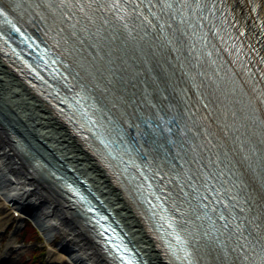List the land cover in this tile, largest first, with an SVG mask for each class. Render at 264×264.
Segmentation results:
<instances>
[{"label":"bare ground","instance_id":"obj_1","mask_svg":"<svg viewBox=\"0 0 264 264\" xmlns=\"http://www.w3.org/2000/svg\"><path fill=\"white\" fill-rule=\"evenodd\" d=\"M92 2L96 0H0L9 13L24 22L35 18V25H28L40 39L47 40L50 29L52 36L67 42L64 57L70 59L84 84L78 87L111 108L122 124H134L137 106L142 111L148 107L144 111L147 116L168 106L182 110L184 119L177 129H181L178 135L183 144L178 142L174 151L162 147L159 153H177L184 166L178 164L176 171L180 175L188 171L194 179V162L202 161V156L211 162L232 206L228 216L237 215L245 227V234L231 238L229 244L198 243V263L261 264L264 0H215L216 6L233 14L235 28L243 32L254 52L248 64L234 59L236 47L231 54H224L229 36L223 30L225 25L217 26L213 43L208 45L217 63L214 67L210 61L200 64L196 74L201 75L196 79L204 83L198 92L191 90L195 83L187 73L192 76L193 71L182 61L181 51L188 48V41L180 32L181 24L167 23L169 32L156 37L134 14H130V21L121 20L108 3ZM243 43L237 46L241 48ZM9 76L19 90L9 86ZM199 96L206 106L199 104ZM182 145L189 150L185 157ZM150 153L160 158L153 157L154 163L163 169L165 156ZM56 175L84 190L143 264H175L149 231L144 211L134 204L131 186L117 179L100 151L79 139L54 106L8 65L0 50V224L32 216L48 241L43 264H110L73 212L69 199L52 182ZM181 178L185 181V176ZM176 186L174 183L172 188ZM16 211L19 216L14 215ZM9 248L0 249V264L5 260L12 263Z\"/></svg>","mask_w":264,"mask_h":264},{"label":"rangeland","instance_id":"obj_2","mask_svg":"<svg viewBox=\"0 0 264 264\" xmlns=\"http://www.w3.org/2000/svg\"><path fill=\"white\" fill-rule=\"evenodd\" d=\"M8 79L9 86L19 90L12 77L9 76ZM23 224L26 227H23ZM1 226L0 224V249L10 246L8 254L12 262L8 261V263L5 260L4 264H43L45 262L48 241L39 228L32 225L29 220L23 222L14 220ZM57 240L58 237L55 236L54 242Z\"/></svg>","mask_w":264,"mask_h":264},{"label":"snow or ice","instance_id":"obj_3","mask_svg":"<svg viewBox=\"0 0 264 264\" xmlns=\"http://www.w3.org/2000/svg\"><path fill=\"white\" fill-rule=\"evenodd\" d=\"M3 9H0V11H2ZM222 220L224 219V217L223 216H221L220 217ZM225 226H227V225H225ZM252 227H256V225H252ZM237 230H239V229H237ZM261 264H264V258H262L261 259Z\"/></svg>","mask_w":264,"mask_h":264}]
</instances>
